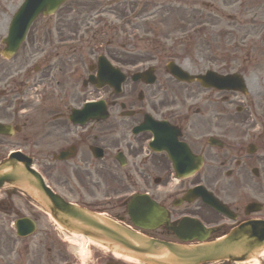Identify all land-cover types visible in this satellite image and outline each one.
Here are the masks:
<instances>
[{
    "label": "flooded vegetation",
    "instance_id": "1",
    "mask_svg": "<svg viewBox=\"0 0 264 264\" xmlns=\"http://www.w3.org/2000/svg\"><path fill=\"white\" fill-rule=\"evenodd\" d=\"M214 1L219 3L206 0L201 6L222 14L210 24L229 29L219 37L225 50L219 47L205 59L198 49L180 65L189 75L211 72L239 77L237 87L233 79L226 87L176 81L154 61L158 56L122 52V40L127 42L125 36L136 30L138 18L152 19L163 10L168 12L167 17L163 15L168 24V5L154 10L139 0H104L87 5L81 14L67 4L53 20H42L35 29L38 69L33 73L24 68L11 74L3 71L0 79L12 86L0 92V124L13 129L10 135L0 134V161L13 151L27 154L47 186L67 202L101 211L153 236L176 240L165 223L149 231L131 225V196H149L163 209L170 225L185 217L197 220L211 229L210 238L226 233L236 223L264 220V0L260 6L237 4L241 0ZM192 17L202 18L200 13ZM249 21H259L261 36L234 38L233 26ZM73 22L82 24L76 30ZM74 40L83 44L82 52L67 44ZM52 42L64 46L43 52L41 45ZM86 44L93 45L88 53L84 52ZM99 55L124 74L117 89L92 83L99 70ZM137 72L140 78L131 80ZM146 75L152 78L149 83ZM34 89L38 95L32 94ZM89 101L103 103L107 117L84 121L72 115ZM145 116L165 123V129L173 132L164 136L171 140L168 146L178 171L188 167L195 175L174 180L169 155L149 146L151 130L133 133ZM196 185L219 198L227 215L199 199L183 201L185 192ZM251 203L260 204V209L251 212ZM23 218L33 221L34 229L19 238V250L14 253L9 245L16 241L10 239L16 221ZM88 259V264H130L100 250L89 251ZM81 263L78 250L56 232L33 201L15 190L0 189V264Z\"/></svg>",
    "mask_w": 264,
    "mask_h": 264
},
{
    "label": "water",
    "instance_id": "2",
    "mask_svg": "<svg viewBox=\"0 0 264 264\" xmlns=\"http://www.w3.org/2000/svg\"><path fill=\"white\" fill-rule=\"evenodd\" d=\"M61 1L46 0L45 3L56 5ZM47 11L50 10L42 9L43 13ZM23 12L25 14L24 6L16 13L13 20L17 22L13 24L18 25ZM0 181H6L24 190L62 227L82 233L114 252L146 264H200L225 259L243 260L254 256L263 245L264 234L261 235V231L248 234L242 228L220 240L201 244L185 245L158 241L128 230L101 215L68 205L44 187L38 174L14 162H6L0 166ZM182 239L193 238L183 236ZM198 239L203 238L200 236Z\"/></svg>",
    "mask_w": 264,
    "mask_h": 264
},
{
    "label": "rangeland",
    "instance_id": "3",
    "mask_svg": "<svg viewBox=\"0 0 264 264\" xmlns=\"http://www.w3.org/2000/svg\"><path fill=\"white\" fill-rule=\"evenodd\" d=\"M90 3H89V2ZM189 1V0H187ZM246 2L248 1H252L254 3V5H257V6H260L261 4V0H245ZM22 2V0H0V40L5 36L6 34V31H7V25H8V22L10 20V17L12 15V11L17 8V6ZM158 2V1H157ZM157 2H153V5H155ZM92 3H96L95 0H71L69 1V4L73 5L74 6H79V7H82L84 6L85 8H87L85 5H90ZM97 4V3H96ZM13 7V8H12ZM9 8H12L11 10ZM88 9V8H87ZM167 14L168 12H163L162 11H159L153 22L151 23L152 24V28L153 29H156L158 30L157 32V35H160V36H165L167 34V37L166 39L164 40H161V45L156 46V48H158L162 53H163V56H167L169 55V53L173 52V53H179L180 52V49H181V45L183 43H181V39H180V33L182 29H184L183 27L178 26L177 23H170L168 26L167 24H163V15L165 17H167ZM181 14L180 11H175V10H171L169 12V17H171V19H173V21H176V20H180V17L179 15ZM185 15L187 13H184ZM205 14L208 15V12H206ZM184 15V16H185ZM249 16H247L246 18H248ZM209 20V18H207ZM201 20H189V23L187 25H185L187 28H189L190 26H192L193 24L199 22ZM142 21L140 19H138L137 21V26L136 28L138 29L139 26H141L142 24ZM82 23H80L79 25L76 24V22H73V26L76 27V30L79 28V26L81 25ZM33 26V27H32ZM30 27V31L28 32L27 34V40L26 42H24L20 48V50L18 51V55L16 57H14L12 59L11 62L13 61H17L19 62L20 60L22 61V59L30 54L32 56L34 55H37L38 54V51L36 50L37 49V43H36V40H35V30H33L34 28L36 29V23H33ZM185 27V28H186ZM238 27V26H237ZM248 28H250V33L252 35H258V31L261 30L260 29V25L258 24L257 26H253V28H251L250 25H247ZM142 28L144 29V27L142 26ZM71 31H73V29H70ZM145 30V29H144ZM219 30H224L222 29L221 27H214V26H206L205 29L202 28L201 29V35L199 38H197V40L195 41V44H194V41L187 44L186 45V50L190 51V52H193L195 49H199L198 52L201 53V55L203 57L206 58H210V55L213 54V53H216L217 49L220 47V50H222L224 47V41H220L219 42ZM234 30H236V26L234 28ZM235 32V31H234ZM222 37V35H221ZM105 41V40H104ZM103 41V43H105ZM179 42V43H178ZM89 44H86L85 45V50L84 52H87L88 53V46ZM154 46L155 45H152L150 46L149 44H145V43H137L136 45H128L126 49H124L125 51H132L133 53H135L136 55L138 54L139 56L142 55V54H150L149 51H151L152 53H154L153 49H154ZM90 47H92V45L90 44ZM44 48V46H43ZM196 51V50H195ZM194 51V53H196ZM219 51V49H218ZM99 51H97L95 54H97ZM181 53L183 54V52L181 51ZM193 53V54H194ZM184 57V54L181 56V59ZM196 57V55H195ZM193 58V56H192ZM11 62H9V64L11 65ZM165 62V61H164ZM15 64H17L16 62H14ZM0 69H10V68H13L12 66H8L9 64L8 63H5L3 62L2 59H0ZM165 63L162 64V66H164ZM88 241L85 240V239H81V241H78L76 239H72V243L74 244V246H80L81 249H84L86 244ZM9 247L11 248L12 247V244L9 245ZM89 247V246H88ZM97 249H100L98 247H96ZM101 250V249H100ZM84 264H88V259H84ZM254 264H262V263H259V262H255Z\"/></svg>",
    "mask_w": 264,
    "mask_h": 264
},
{
    "label": "bare ground",
    "instance_id": "4",
    "mask_svg": "<svg viewBox=\"0 0 264 264\" xmlns=\"http://www.w3.org/2000/svg\"><path fill=\"white\" fill-rule=\"evenodd\" d=\"M73 237L76 238V239H78V240L82 238V237L79 236V235H74Z\"/></svg>",
    "mask_w": 264,
    "mask_h": 264
}]
</instances>
